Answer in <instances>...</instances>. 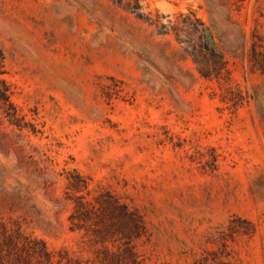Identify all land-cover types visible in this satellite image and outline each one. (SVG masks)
Here are the masks:
<instances>
[{"label":"rangeland","instance_id":"obj_1","mask_svg":"<svg viewBox=\"0 0 264 264\" xmlns=\"http://www.w3.org/2000/svg\"><path fill=\"white\" fill-rule=\"evenodd\" d=\"M141 5L0 0V264H264V0Z\"/></svg>","mask_w":264,"mask_h":264},{"label":"trees","instance_id":"obj_2","mask_svg":"<svg viewBox=\"0 0 264 264\" xmlns=\"http://www.w3.org/2000/svg\"><path fill=\"white\" fill-rule=\"evenodd\" d=\"M109 3H111L113 6L119 8L121 11L128 15H132L137 21L142 22L144 24H147L148 26L153 25V21L150 17V15L142 13V5L141 0H107ZM194 21L197 22V19L194 18ZM170 23V22H169ZM190 29H193L197 34V40L199 44V49L202 53H207L214 57L215 59L219 60L220 67L223 68V65L227 63L225 61V55L220 52L218 44L216 42L215 36L212 32V30L207 27L205 24L200 23L198 25H195V23L188 18V24ZM158 26V25H157ZM167 25L160 24L158 34L159 35H166L165 31L167 30ZM162 30V31H161ZM162 32V33H159ZM167 59V57L165 56ZM196 67L198 68L199 63L195 61V59H192ZM4 66V54L0 48V74H3L2 68ZM213 74L218 76L217 72L220 71L219 68L212 69ZM198 73L201 78L206 79L208 76L206 75V71H200L198 69ZM211 76V75H210ZM12 96V92L9 89V86L6 84L4 80L0 79V109H2L3 114L6 118L9 120L10 125H16L18 128H22L21 125H19L20 121L24 122V116H21L17 110L12 106L10 102V98ZM72 185L75 186V190L81 191L87 189V182L84 180L83 177L78 176L77 181L74 182Z\"/></svg>","mask_w":264,"mask_h":264}]
</instances>
